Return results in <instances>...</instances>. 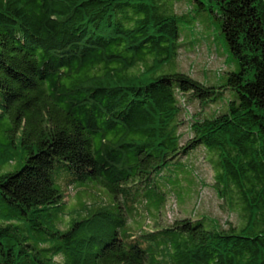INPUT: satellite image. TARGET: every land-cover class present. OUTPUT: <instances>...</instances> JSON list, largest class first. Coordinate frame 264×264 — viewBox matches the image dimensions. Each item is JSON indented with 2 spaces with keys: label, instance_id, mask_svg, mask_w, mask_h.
I'll return each mask as SVG.
<instances>
[{
  "label": "trees",
  "instance_id": "trees-1",
  "mask_svg": "<svg viewBox=\"0 0 264 264\" xmlns=\"http://www.w3.org/2000/svg\"><path fill=\"white\" fill-rule=\"evenodd\" d=\"M197 1L239 64L220 85L159 73L182 46L174 0H0V264H264V0ZM200 145L239 222L202 214L105 239L124 204L153 197L133 188ZM19 151L21 167L2 171ZM56 159L73 180L107 185L117 210L66 228L24 220L63 201Z\"/></svg>",
  "mask_w": 264,
  "mask_h": 264
},
{
  "label": "rangeland",
  "instance_id": "rangeland-1",
  "mask_svg": "<svg viewBox=\"0 0 264 264\" xmlns=\"http://www.w3.org/2000/svg\"><path fill=\"white\" fill-rule=\"evenodd\" d=\"M175 11L179 14L181 32V48L177 59L166 63L159 73L182 70L201 80L205 84L220 85L225 83L231 71L238 70L237 59L232 55L226 36L222 30L220 18L209 7L202 8L197 0H174ZM233 90L228 89L221 98H232ZM191 111L203 110L212 112L222 108L221 102L202 107L198 101L190 103ZM3 126L10 124L7 118ZM202 145L191 149L164 166L160 173H154L150 178L152 187L147 185L133 188V194L147 193L148 201L139 196L131 205H125V222H113L108 229L105 239H109L117 229L123 237L140 236L142 233L161 228L175 218H199L202 214L217 216L228 224L239 222L237 211L230 210L229 203L220 196L214 187L215 167L210 161L209 154L201 148ZM25 153L18 152L13 161L2 165V171H15L23 164L20 157ZM57 160V161H56ZM55 160L51 171L53 184L63 193L64 199L58 206L30 212V219L24 217L29 224L37 216L49 228H66L72 220L86 216L98 207L117 210L113 191L96 180L80 182L73 180V172L67 164ZM217 186V184L215 185ZM163 202L160 204V202ZM36 219V220H37ZM23 224H25L23 222ZM32 230H24L26 236ZM30 238V235L27 237ZM144 245L148 244L143 242ZM153 239L151 249L155 255L163 248ZM34 264V263H29Z\"/></svg>",
  "mask_w": 264,
  "mask_h": 264
}]
</instances>
